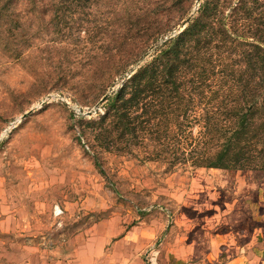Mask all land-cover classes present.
Instances as JSON below:
<instances>
[{
    "label": "rangeland",
    "instance_id": "obj_1",
    "mask_svg": "<svg viewBox=\"0 0 264 264\" xmlns=\"http://www.w3.org/2000/svg\"><path fill=\"white\" fill-rule=\"evenodd\" d=\"M67 2L13 0L0 16V244L54 247L141 222L158 246L171 225L205 220L264 253V170L169 165L151 137L120 151L97 139L108 98L203 0Z\"/></svg>",
    "mask_w": 264,
    "mask_h": 264
},
{
    "label": "trees",
    "instance_id": "obj_2",
    "mask_svg": "<svg viewBox=\"0 0 264 264\" xmlns=\"http://www.w3.org/2000/svg\"><path fill=\"white\" fill-rule=\"evenodd\" d=\"M0 1L2 16L13 0ZM102 119L97 139L110 150L151 137L169 165L264 170V0H203L108 98Z\"/></svg>",
    "mask_w": 264,
    "mask_h": 264
},
{
    "label": "crops",
    "instance_id": "obj_3",
    "mask_svg": "<svg viewBox=\"0 0 264 264\" xmlns=\"http://www.w3.org/2000/svg\"><path fill=\"white\" fill-rule=\"evenodd\" d=\"M140 223L120 236L97 224L90 233L54 247L30 240L15 249L12 242L6 248L0 244V264H264L262 250L247 242L239 245L231 229L216 230L219 221L187 224L181 233L171 225L158 246H153L154 228Z\"/></svg>",
    "mask_w": 264,
    "mask_h": 264
},
{
    "label": "water",
    "instance_id": "obj_4",
    "mask_svg": "<svg viewBox=\"0 0 264 264\" xmlns=\"http://www.w3.org/2000/svg\"><path fill=\"white\" fill-rule=\"evenodd\" d=\"M198 2H199V0H197V3H198ZM188 20H189V18L186 19V20L184 21L183 27L188 23ZM134 70H135V69H134ZM134 70H133V72H134ZM133 72H131V73H133ZM131 73H130V74H131ZM130 74H129V75H130ZM107 97H108V94H105V95L100 99L99 103H102L104 100L107 99ZM26 114H27V113L23 114L22 117H25Z\"/></svg>",
    "mask_w": 264,
    "mask_h": 264
}]
</instances>
